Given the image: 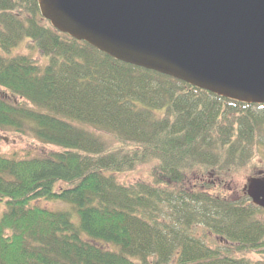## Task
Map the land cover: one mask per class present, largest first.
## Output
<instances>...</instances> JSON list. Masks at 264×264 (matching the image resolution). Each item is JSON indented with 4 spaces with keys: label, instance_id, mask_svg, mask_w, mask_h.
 Instances as JSON below:
<instances>
[{
    "label": "trees",
    "instance_id": "obj_1",
    "mask_svg": "<svg viewBox=\"0 0 264 264\" xmlns=\"http://www.w3.org/2000/svg\"><path fill=\"white\" fill-rule=\"evenodd\" d=\"M24 40L44 64L9 55ZM4 132L57 151L0 155V264H264L234 254L264 253V211L232 198L264 166V104L116 61L53 29L37 0H0ZM150 164L151 182L115 178Z\"/></svg>",
    "mask_w": 264,
    "mask_h": 264
},
{
    "label": "water",
    "instance_id": "obj_2",
    "mask_svg": "<svg viewBox=\"0 0 264 264\" xmlns=\"http://www.w3.org/2000/svg\"><path fill=\"white\" fill-rule=\"evenodd\" d=\"M56 31L213 95L264 104V0H37ZM264 210V175L242 189Z\"/></svg>",
    "mask_w": 264,
    "mask_h": 264
},
{
    "label": "rangeland",
    "instance_id": "obj_3",
    "mask_svg": "<svg viewBox=\"0 0 264 264\" xmlns=\"http://www.w3.org/2000/svg\"><path fill=\"white\" fill-rule=\"evenodd\" d=\"M11 57L15 56H29L31 59L35 60L38 64H44L45 59H43L33 48V45L27 40L21 42V44L12 50ZM57 149L53 147H48L40 144L36 140L33 139L29 134L18 136L15 134H10L7 132L0 133V155L4 157H15L18 159L27 158V157H38L45 156L49 153L56 152ZM255 166L251 171H243L241 174H238L235 182V189L238 191L232 194V198L238 199L244 194L242 189L246 183V178L255 175L258 171L264 172V166H262L259 162V158L254 159ZM258 164V165H257ZM155 164L143 165L137 167L132 172H127L123 174L116 175L115 178L121 184H133L136 182H151V171L155 168ZM61 186H64L61 184ZM36 206L45 208L48 210H67L69 203L62 204L58 202H49V201H38L35 203ZM4 212V205L0 203V218ZM71 213V212H70ZM73 217V221L76 222V215L71 213ZM264 217V215H263ZM209 244H212L210 239ZM221 249H225L224 245H216ZM236 257H242L248 259L251 262L264 261V253L262 250L250 251V252H242V253H234Z\"/></svg>",
    "mask_w": 264,
    "mask_h": 264
},
{
    "label": "flooded vegetation",
    "instance_id": "obj_4",
    "mask_svg": "<svg viewBox=\"0 0 264 264\" xmlns=\"http://www.w3.org/2000/svg\"><path fill=\"white\" fill-rule=\"evenodd\" d=\"M259 172H263V171H258V172L256 173V175H258ZM263 175H264V172H263Z\"/></svg>",
    "mask_w": 264,
    "mask_h": 264
}]
</instances>
